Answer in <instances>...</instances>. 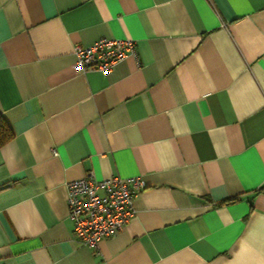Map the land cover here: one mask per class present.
I'll return each instance as SVG.
<instances>
[{
    "label": "crops",
    "instance_id": "1",
    "mask_svg": "<svg viewBox=\"0 0 264 264\" xmlns=\"http://www.w3.org/2000/svg\"><path fill=\"white\" fill-rule=\"evenodd\" d=\"M103 38L137 55L77 71ZM0 110V264H264V0H0ZM115 175L147 186L95 250L67 183Z\"/></svg>",
    "mask_w": 264,
    "mask_h": 264
},
{
    "label": "built area",
    "instance_id": "2",
    "mask_svg": "<svg viewBox=\"0 0 264 264\" xmlns=\"http://www.w3.org/2000/svg\"><path fill=\"white\" fill-rule=\"evenodd\" d=\"M131 39L103 38L89 47L76 46V69L112 71L119 63L136 56ZM141 178L125 179L118 175L104 180L86 177L67 183L69 218L76 240L98 250L100 243L122 231L135 217V199L146 187Z\"/></svg>",
    "mask_w": 264,
    "mask_h": 264
},
{
    "label": "trees",
    "instance_id": "3",
    "mask_svg": "<svg viewBox=\"0 0 264 264\" xmlns=\"http://www.w3.org/2000/svg\"><path fill=\"white\" fill-rule=\"evenodd\" d=\"M15 137V132L12 127L5 120L0 110V149L8 145ZM236 199H231L223 202L222 204L235 203Z\"/></svg>",
    "mask_w": 264,
    "mask_h": 264
},
{
    "label": "clouds",
    "instance_id": "4",
    "mask_svg": "<svg viewBox=\"0 0 264 264\" xmlns=\"http://www.w3.org/2000/svg\"><path fill=\"white\" fill-rule=\"evenodd\" d=\"M34 146V145H33ZM14 162V156H10L8 159H7V161H6V163H8V164H11V163H13Z\"/></svg>",
    "mask_w": 264,
    "mask_h": 264
}]
</instances>
